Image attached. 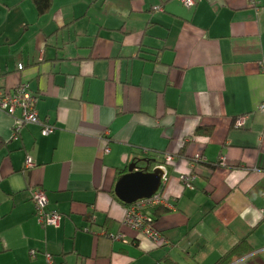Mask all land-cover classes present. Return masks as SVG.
Wrapping results in <instances>:
<instances>
[{
    "label": "crops",
    "instance_id": "1",
    "mask_svg": "<svg viewBox=\"0 0 264 264\" xmlns=\"http://www.w3.org/2000/svg\"><path fill=\"white\" fill-rule=\"evenodd\" d=\"M20 82L54 130L0 109V264H222L240 242L225 264H264V0H0V90ZM132 162L165 166V245L122 225Z\"/></svg>",
    "mask_w": 264,
    "mask_h": 264
},
{
    "label": "built area",
    "instance_id": "2",
    "mask_svg": "<svg viewBox=\"0 0 264 264\" xmlns=\"http://www.w3.org/2000/svg\"><path fill=\"white\" fill-rule=\"evenodd\" d=\"M183 6L187 8H192L195 6L197 0H178ZM160 9V7H155ZM21 67V65L19 66ZM37 97L29 89L28 83L20 82L14 89L10 92L0 90V109L7 112L10 115H14L17 109H20L21 115L19 118L15 119L14 132L18 133L20 128L24 124H39L41 125V133L46 135L53 132L54 126L50 124H43L35 109ZM257 109L264 112V102H261ZM247 114L238 115L235 117L233 126L234 128H243L247 122ZM173 159L171 155H165L163 161L170 162ZM221 161L224 158L221 157ZM27 164L31 161L28 158ZM164 171L163 178L165 177L164 164L158 165ZM162 178V179H163ZM181 181H183L186 186H190L192 176L181 175ZM31 201L35 207V217L41 225H51L57 227L60 224L62 215L52 209H47V196L46 191L41 187L37 186L30 190ZM165 202L158 195L154 193L148 198H142L134 201L126 206L125 216L122 220V225L137 231L148 238L152 243L156 245H165L167 243L166 238L154 227L153 217L150 215L149 209L153 206L164 204ZM108 237L113 240L124 241V235L118 234H108ZM47 263H51V256L46 254Z\"/></svg>",
    "mask_w": 264,
    "mask_h": 264
},
{
    "label": "water",
    "instance_id": "3",
    "mask_svg": "<svg viewBox=\"0 0 264 264\" xmlns=\"http://www.w3.org/2000/svg\"><path fill=\"white\" fill-rule=\"evenodd\" d=\"M127 172L120 175L114 186L116 197L125 204H131L142 198H148L159 189L164 171L156 166L139 168L136 162L128 165Z\"/></svg>",
    "mask_w": 264,
    "mask_h": 264
},
{
    "label": "trees",
    "instance_id": "4",
    "mask_svg": "<svg viewBox=\"0 0 264 264\" xmlns=\"http://www.w3.org/2000/svg\"><path fill=\"white\" fill-rule=\"evenodd\" d=\"M37 11L39 14H42L44 12H46V10L49 8L51 0H34ZM200 132V129H197V133ZM125 204V203H124ZM126 206H128V204H125ZM154 207V208H153ZM149 209L150 215L153 217V220L155 219V215L158 212H163L166 211V208L161 207H157V206H153ZM242 243V242H240ZM240 243H238L235 247H233L223 258L224 262L222 264L227 263L228 261H230L232 254L235 253L236 248L240 245ZM247 252V251H246ZM244 252L239 253V254H244Z\"/></svg>",
    "mask_w": 264,
    "mask_h": 264
},
{
    "label": "bare ground",
    "instance_id": "5",
    "mask_svg": "<svg viewBox=\"0 0 264 264\" xmlns=\"http://www.w3.org/2000/svg\"><path fill=\"white\" fill-rule=\"evenodd\" d=\"M194 163V162H193Z\"/></svg>",
    "mask_w": 264,
    "mask_h": 264
}]
</instances>
